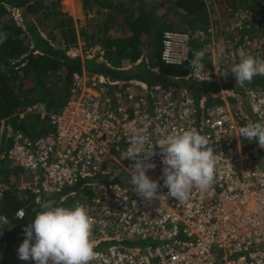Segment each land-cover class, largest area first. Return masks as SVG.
Listing matches in <instances>:
<instances>
[{
	"label": "built area",
	"instance_id": "built-area-1",
	"mask_svg": "<svg viewBox=\"0 0 264 264\" xmlns=\"http://www.w3.org/2000/svg\"><path fill=\"white\" fill-rule=\"evenodd\" d=\"M236 16L225 31L247 30ZM239 35L227 42L229 55L218 75L202 63L201 71L191 68L183 79L219 83L231 75L221 73L239 62L242 47L264 59L262 31L255 38ZM191 40L186 31L164 30L160 60L183 65ZM72 76L68 97L57 112L47 114L39 101L24 110L47 116L50 131L31 137L6 129L8 157L19 171L5 189L18 201L29 193L34 216L38 201L85 205L96 253L91 264H264V147L256 142L249 146L239 135L241 126L264 123V85L237 91L219 86L196 96L183 86L112 79L84 69ZM190 128L205 135L218 155L211 188L203 193L193 188L186 203L167 196L160 149L154 146L157 154L148 162L155 168L146 174L159 181L161 197L150 204L142 200L130 183L135 162L122 156L131 133L144 129L150 146ZM24 217L25 207L20 206L13 218ZM5 224L1 215L0 225Z\"/></svg>",
	"mask_w": 264,
	"mask_h": 264
},
{
	"label": "trees",
	"instance_id": "trees-1",
	"mask_svg": "<svg viewBox=\"0 0 264 264\" xmlns=\"http://www.w3.org/2000/svg\"><path fill=\"white\" fill-rule=\"evenodd\" d=\"M59 1L0 0V33L5 35L0 42V187L19 171L8 157L11 142L4 137L6 129L11 127L21 130L31 137L50 131L47 116L34 110L23 111L39 101L45 105L47 114L57 112L68 97L72 74L82 70L80 58L71 57L66 53V48H60V45H75L78 36L73 18L60 11ZM136 1L80 0L85 13L92 10L91 6L98 10L101 7L109 8L104 16V23L108 25L103 30L93 27L88 33H80L81 40L84 41L83 48L98 43L103 49V61L86 59L83 62L84 70L119 80H144L155 72L158 77L164 78L161 80L163 85H176L173 80H183L189 74L194 52L199 51L208 40L206 3L204 0H174L175 15L168 21L160 22V17H164L167 12L168 0L154 2L149 8L141 5L142 0ZM216 3L219 8L227 6L233 15L249 9L254 16L243 24L248 27L247 30L236 28L230 33L237 36L254 33V29L249 26L252 23L264 33V0H216ZM13 9L22 15L26 27L14 19ZM31 17L35 19L34 22L28 20ZM232 17L225 21L226 26L230 24ZM180 18L189 29L185 31L193 37L189 44V59L180 66L167 65L160 60L161 34L167 29H177L173 23ZM110 24L122 26L123 35H110ZM199 29L203 30L204 36L198 35ZM97 31L101 32L99 38L95 35ZM143 56L147 57V61ZM207 57L204 54L202 63L206 61L205 65ZM127 66L130 67L124 69ZM181 85L196 96L207 91L215 92L219 86L235 91L242 88L237 85L232 74L219 83H197L186 79ZM263 85L264 75H257L245 86L257 88ZM31 198L26 193L24 199L18 201L10 189L1 188L0 216L7 218V224L0 225V264H17V250L20 240L25 236L24 228L34 219ZM55 198L57 196L53 197ZM20 206L25 207V217L17 221L13 215Z\"/></svg>",
	"mask_w": 264,
	"mask_h": 264
},
{
	"label": "clouds",
	"instance_id": "clouds-1",
	"mask_svg": "<svg viewBox=\"0 0 264 264\" xmlns=\"http://www.w3.org/2000/svg\"><path fill=\"white\" fill-rule=\"evenodd\" d=\"M4 38L5 35L0 33V42ZM237 53L239 62L221 74L231 73L241 87L251 83L255 76L264 75V59L254 57L243 47ZM203 57V52H194V58L190 61L194 71L202 70ZM239 135L264 147V123L241 126ZM131 137L130 147L122 156L135 162L129 169L130 183L142 200L150 204L161 197L158 192L159 181L152 180L146 174L147 170L155 168V164L148 162L157 154L153 150L154 146L160 149L164 165L161 179L163 187L168 189L167 196L179 203H186L193 188L202 193L211 188L218 155L214 154L208 138L195 128L169 134L150 146L144 129H134ZM10 181L2 184L3 189ZM38 203L40 210L24 228L25 238L18 247V258L24 261L31 259L34 264H91L96 253L91 242L93 225L85 205L77 203L65 207L54 200Z\"/></svg>",
	"mask_w": 264,
	"mask_h": 264
},
{
	"label": "rangeland",
	"instance_id": "rangeland-1",
	"mask_svg": "<svg viewBox=\"0 0 264 264\" xmlns=\"http://www.w3.org/2000/svg\"><path fill=\"white\" fill-rule=\"evenodd\" d=\"M77 1L79 0H60L59 1L60 9L62 8V11H64L63 13L68 14L69 16L73 18L75 29H76V34L78 36V39L75 45H70L68 47L60 45V48L62 49L66 48V53L70 56H74V57L78 56L80 58V63H82L83 65V62L86 59L96 58V60L98 61L102 60V57L100 59V56H102L103 53H101L100 51L103 52V49L98 43H95L91 47L83 48L84 41L81 40L80 33L81 31H85L88 33L89 29H92L93 27H98L99 30H103V27H105L106 25L104 24L105 19L104 17L102 18V16L107 10H109V8L105 7L107 10L104 8V10L101 11L100 8L98 10V8H96L95 6H91L92 10H90L88 13H85L82 9V5L81 4L79 5ZM160 1H163V0H142L141 5H143V7L145 6L149 8L151 4H154V2L159 3ZM204 1L206 3L207 10H208L207 11L208 28L212 29V32H211L212 35H210L211 37H208V40L203 43V49L204 51L206 50L207 56L212 55L213 57H215L216 61L217 59H219L220 61L226 60L227 56L229 55L228 46L230 47V43L229 44L225 43L227 40L226 38H229L230 36L234 37L236 36V34L232 32L230 33L228 30L224 31V27L226 26L225 21L228 20L230 17L232 16L234 17L235 15H237L236 17L238 18L240 22H246L248 19H253L254 16L250 14L251 10L249 9L241 10L240 13L236 12L233 15L229 12L230 9L227 6L224 5L223 8H219V5L216 3V0H204ZM136 2H138V0ZM173 3H174V0L167 1V5L168 6L171 5V9H173V6H174ZM135 5L136 4H134V6ZM80 7H81V10H79ZM111 11L115 12V10H111ZM12 15L18 24L22 25L23 27H26L24 20H23L24 18L17 10H13ZM28 20H30V22L35 21L33 17L29 18ZM173 26L177 28L178 30H183V31L188 30L189 31L185 21L183 22L182 18L178 20L176 19L173 23ZM249 26H251V28L254 29V33L252 32L251 34H247L249 37L255 38L257 37L258 33L259 32L261 33L262 31V29L256 27L253 23L252 25L249 24ZM202 31L203 30L199 29L198 35L201 36V34L203 33ZM119 32H118V36H119ZM108 33L112 35L110 32ZM113 34L116 36L115 32H113ZM95 35L97 36L96 38H99V36L101 35V32L97 31ZM208 44H210L209 47H207ZM143 57H144L143 59L147 61V57L145 56ZM149 78L156 79L157 75L155 74V72H153ZM254 142L255 141L247 140V143L249 144V146L254 144ZM16 263L17 264H29V261L20 260L19 258H17Z\"/></svg>",
	"mask_w": 264,
	"mask_h": 264
},
{
	"label": "crops",
	"instance_id": "crops-1",
	"mask_svg": "<svg viewBox=\"0 0 264 264\" xmlns=\"http://www.w3.org/2000/svg\"><path fill=\"white\" fill-rule=\"evenodd\" d=\"M78 2V4L80 5L81 3H80V0L79 1H77ZM104 8L105 7H102V8H100L101 9V11L102 10H104ZM106 9V8H105ZM61 10V12L63 13L64 11H62V8L60 9ZM79 10H81V7L79 8ZM107 10V9H106ZM105 12V11H104ZM117 11L115 10V13H116ZM107 13H108V10L104 13V15L102 16V18L104 17V16H106L107 15ZM175 8H174V6H173V9H171V5H169L168 6V8H167V12L165 13V15H164V17L162 16V17H160V22H163L164 20L165 21H168V20H170V19H172V17H173V15H175ZM167 18V19H166ZM183 22H184V20H183ZM105 24V23H104ZM106 25H108V24H106ZM122 26H119V25H114V24H110V27H109V32L112 34V35H114L113 34V32H115V34H116V36H118V32H119V36H122L123 35V33H122ZM223 32V31H222ZM115 36V35H114ZM209 37H211L210 35H209ZM230 38H231V36L229 37V38H226L227 40H226V42L225 43H227L229 40H230ZM199 51H201V52H203L204 54H206V52L204 51V49H203V47H201L200 48V50ZM101 53H102V51H100ZM71 57H73V56H71ZM101 57L102 56H100V59H101ZM102 61H103V58H102ZM206 62V61H205ZM205 62H204V67L207 69V70H209V72H211L213 75H218L220 72H221V70H223V67L224 66H222V60L220 61L219 59H217V61H216V59H215V57H213L212 55L211 56H208L207 57V65H205ZM84 64V63H83ZM123 63L121 62V65H122ZM81 66H82V69H84V66L81 64ZM130 66H127V67H125L124 69H127V68H129ZM130 80H136V81H141V82H144V83H152V82H160L161 83V80L163 81L164 80V78H161V77H158L157 76V78L156 79H151V78H147V79H144V80H139V79H130ZM183 80H186V79H183ZM182 79H175V80H173V83H176V85L177 86H183V85H181V83H182V81H183ZM187 80H190V79H187ZM172 81V80H171ZM217 83H218V81H217ZM187 88V87H186ZM208 93H211L212 91H207ZM216 92V91H215ZM218 101V100H217ZM219 102V101H218ZM29 106H31V105H29ZM28 107V106H27ZM26 107V108H27ZM24 112V111H23Z\"/></svg>",
	"mask_w": 264,
	"mask_h": 264
}]
</instances>
